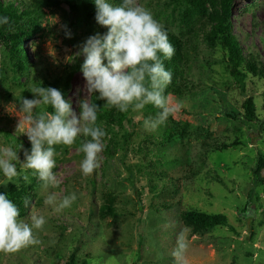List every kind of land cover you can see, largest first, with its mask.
Instances as JSON below:
<instances>
[{"label": "rangeland", "instance_id": "1", "mask_svg": "<svg viewBox=\"0 0 264 264\" xmlns=\"http://www.w3.org/2000/svg\"><path fill=\"white\" fill-rule=\"evenodd\" d=\"M50 1L37 19L39 30L23 41L33 66L31 80L26 72L17 76L14 54L0 44V129L25 145H11L0 133V147H13L21 161L31 144L17 130L11 105L24 90L31 99L37 87L64 93L68 82L65 99L79 112L78 102H89L90 95L81 72L84 58L77 53L88 37L107 31L82 10L73 13L62 0ZM201 2L203 9L185 0H135L183 47L188 89L181 84L180 93L170 86L165 90L169 106L179 104L178 111L152 131L143 122L155 118L159 109L147 105L142 113L129 110L136 127L126 146L123 137L131 132L126 122L122 127L99 123L106 132L104 149L100 167L88 176L80 170V142L55 146L60 184L53 191L60 199L73 192L78 197L60 213L44 203L39 179L17 164L19 187L8 185L27 187L24 201H31L20 211L21 218L44 215L47 223L34 230L38 244L0 251V264H67L72 255L77 264H264V166L258 177L254 174L259 160L264 161V78L249 74L244 91L238 88L227 68L226 50L208 42L211 26L220 18L219 0ZM230 21L244 56L254 57L264 69V0H236ZM248 98L257 123L227 116L243 115ZM40 107L38 112H50ZM107 110L116 113L112 107ZM8 185L0 186V192ZM187 210L225 215L228 225L200 230L183 223L181 213Z\"/></svg>", "mask_w": 264, "mask_h": 264}, {"label": "clouds", "instance_id": "2", "mask_svg": "<svg viewBox=\"0 0 264 264\" xmlns=\"http://www.w3.org/2000/svg\"><path fill=\"white\" fill-rule=\"evenodd\" d=\"M95 5L96 23L107 29L86 39L77 56H83L81 72L87 95H95L104 101L105 107L120 112L131 110L142 113L147 105L159 109L155 118L145 119V129L155 131L164 125L169 116L178 111L179 104L169 106L165 90L171 84L173 72L166 68L175 48L169 40L168 30L152 14L135 0H92ZM9 18L0 16V26L8 25ZM71 38L70 32L67 33ZM33 98L22 97L14 103L12 113L18 118L17 130H22L31 144L23 151V160L11 146L0 147V186L16 184L20 176L17 164L31 170L40 181L45 193L44 203L53 213L70 208L77 200L76 193L59 198L53 189L59 187L60 179L54 171L57 167L55 146H72L78 140V151L84 154L80 170L84 176L93 174L100 167V154L104 149L106 132L97 124L102 111L96 103L87 99L78 102L79 112L73 109V101L65 99L64 93L53 87H37ZM40 106L51 112H38ZM22 148V145L20 149ZM23 179L28 180L24 175ZM24 207L31 201L26 199ZM47 223L44 215L32 214L22 219L20 210L9 195L0 192V251L12 253L38 244L34 230Z\"/></svg>", "mask_w": 264, "mask_h": 264}, {"label": "trees", "instance_id": "3", "mask_svg": "<svg viewBox=\"0 0 264 264\" xmlns=\"http://www.w3.org/2000/svg\"><path fill=\"white\" fill-rule=\"evenodd\" d=\"M235 1L236 0H219L220 18L212 24L211 31L208 35V42L212 47L216 44H220L226 50V62L230 76L235 81L238 88L243 92L247 76L250 74L254 77L261 76L264 78V69H259L258 61L254 57L244 56L243 50L236 41L235 36L232 34V24L230 19L232 5ZM29 2L30 3L22 4L21 2H18V0H0V16H7L9 18L8 25L0 26V44L3 43L6 46H9L11 54H14L15 59L17 60V69L15 71L17 76L19 78L23 77L26 72L31 80L33 66L29 57L23 50V41L24 39L32 37L39 30L37 19L41 14L42 8L51 1L32 0ZM62 2L68 6L71 12L76 13L82 10L84 16L87 17L89 21L92 20L96 23V9L92 0H62ZM114 2L119 4L121 0H114ZM178 3L182 5L184 4L183 2ZM185 4H189L193 7L197 6V9H203V3L201 0H185ZM166 29L169 33V40L175 48V54L172 59L170 61H165L166 68L173 72V79L169 86L173 92L180 93L183 86L184 89H188V79L186 78L187 76H185L186 66L183 61V56L181 55L183 47L179 38L168 28ZM29 68H31V71ZM14 79L16 81L18 80L17 78ZM181 84H183V86H181ZM67 86L68 82L65 84L64 93ZM26 94L27 92L24 90L22 96L26 98ZM89 103H96L100 108H103L105 102L97 99L95 95H90ZM48 110L50 112L52 111L50 107H48ZM112 110L116 113L111 114L108 112L107 107L103 108L102 111L98 113L97 124L109 122L107 124L116 123L118 126L122 127V124L126 122L131 128V132L126 133L123 137L122 146H126L132 137L136 126L129 117V111L120 112L113 107ZM243 111V115L227 114V116L233 119L241 118L247 122L257 123L254 106L250 98L246 99L244 102ZM0 133L4 134L7 139H10V142H12L11 145L15 144L17 147L22 145L21 141H18L17 138L13 137L8 131L0 129ZM77 142L80 141L78 140ZM22 146L25 147V145ZM27 146L31 147L30 145ZM258 164L259 165L254 173L257 177L259 170L264 166V161L260 159ZM167 185H169V183H165L164 186L166 187ZM28 192L29 190L27 187L17 189L16 187L8 185L5 193L9 195V198L17 204L19 210L22 212V210H25L23 202L25 197L29 196ZM181 219L183 223L193 225L200 230L226 227L228 225V220L225 215L207 214L197 210H187L181 213ZM67 264H77L74 260V255L70 257V261ZM80 264L88 263L82 261Z\"/></svg>", "mask_w": 264, "mask_h": 264}]
</instances>
